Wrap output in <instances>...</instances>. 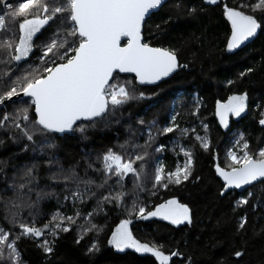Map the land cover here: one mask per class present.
<instances>
[{
	"label": "snow or ice",
	"instance_id": "obj_1",
	"mask_svg": "<svg viewBox=\"0 0 264 264\" xmlns=\"http://www.w3.org/2000/svg\"><path fill=\"white\" fill-rule=\"evenodd\" d=\"M165 2L166 0H19L17 3H10L9 0H0V107L4 109L0 116V131L7 133L8 140L15 145L24 141L19 152L12 154L13 157L33 154L34 161L23 165L21 182H16L15 173L12 183H8L7 176L0 178L5 185L0 191H11L13 194L7 199L6 206L17 209L6 214L4 219L11 228H19V232H13L0 226V264H23L17 247L21 238L40 241L36 246L42 249L46 257L51 256L59 234L69 231L77 219L86 221L88 227L81 226L78 229L76 243L80 242L83 234L95 232L99 235L104 230V225L92 221L105 213V205H114L127 217L120 219L107 240L108 245L114 249H134L136 253L151 254L159 264H169L172 257L183 255L179 251L166 254L163 244L142 243L135 238L130 228L134 220L148 221L151 218H159L172 225L193 223L189 205L181 203L175 197L152 204L151 208L148 206L151 197L160 188L180 185L192 176L194 152L180 143L182 138L192 132L200 149H210L207 124L201 121L204 135L196 134L194 128L180 126V112L177 111L180 97L174 98L169 105L168 123L163 127L158 125L156 119L148 122L142 118L137 120L143 131L133 135L143 136V144L135 143L130 138L115 146L119 151L109 147L93 161H89L87 157L82 158L83 175L77 170L81 161L65 168L55 151L58 136L73 132L82 134L89 124L95 126L98 121L114 115L130 101L149 100L156 95L138 91L134 86L130 87V82L127 81L113 82L116 70L135 73V79L140 84H155L174 70L187 67V64H180L177 49L153 47L143 38L146 17L153 10L163 7ZM208 2L215 4L217 0ZM242 7L247 8L248 5ZM256 10L261 12L259 19L255 14ZM195 11L194 8L186 7L182 0H176L172 5L176 19L191 16ZM251 11L252 14H248L236 7L224 6V16L231 24V35L227 40L229 51L238 49L264 27V0L251 5ZM172 19L173 16L170 15L163 24L167 25ZM46 26L53 30L47 37V42L37 45L34 37ZM155 27L158 31L161 29L160 24ZM122 37L126 38V43ZM35 48H39L41 52L38 57L40 63L34 67L27 65L22 74L14 75L19 63L29 57ZM252 71L253 69L248 68L239 75L243 77ZM227 83L231 85L234 81L229 80ZM24 97L29 98L28 101H24ZM18 101L21 106L15 107ZM194 102L196 108L192 114L196 115L200 104L198 99ZM9 103L14 105L12 112L7 110ZM247 107V91L233 93L224 101L217 100L215 115L220 126L228 129L229 116L240 117ZM256 107L262 106L258 104ZM259 115L258 123L264 126V111H260ZM174 132L178 135L173 137L171 149L168 150L175 151L179 147V152L185 159L182 166L178 163L174 170L165 171V165L158 154H162L166 146H156V143L161 136ZM3 145L5 140L0 139V146ZM233 147L240 154L228 149L227 156L231 163L227 168L218 163L215 165V172L223 181L221 196L228 191L264 180V147L250 152L243 133L234 137ZM36 153L46 155L43 159V166L48 170L46 179L63 184V201L70 202L74 208L72 215H65L60 211L64 204L58 197L56 212L42 226H37L38 214H30L31 218L25 220L20 218L18 211L25 206V198L31 197L33 192L36 200L28 207L50 195L39 189L41 165L35 162ZM7 163V159L0 161V165ZM53 168L55 171H52ZM2 171L3 168L0 167V172ZM89 171L102 174L99 182L88 175ZM130 174L133 178L132 187L128 189L125 178ZM149 184L151 187H148ZM143 193H147V201L142 197ZM252 195L249 192L247 196L235 200L236 207L247 204ZM93 199V208L83 213L80 206ZM259 203H254L253 209ZM246 219V215L238 218L237 233L245 228ZM100 250L98 241L94 239L85 254L95 255ZM242 255V250L234 252L235 257ZM185 264H194L191 255L187 256Z\"/></svg>",
	"mask_w": 264,
	"mask_h": 264
},
{
	"label": "trees",
	"instance_id": "obj_2",
	"mask_svg": "<svg viewBox=\"0 0 264 264\" xmlns=\"http://www.w3.org/2000/svg\"><path fill=\"white\" fill-rule=\"evenodd\" d=\"M17 3L19 0H9ZM176 0H168L158 11L153 12L147 18L144 25L143 36L145 42L153 46L175 48L178 50V59L181 65L187 67L178 68L167 79L155 84H140L135 76L130 74L116 73L113 82H130L138 91L153 94L149 100L130 101L118 109L114 115H109L103 121H98L95 126L88 125L84 133L73 132L69 135L57 137L58 145L56 155L65 168L70 164L81 161L78 171L83 175V159L87 157L93 161L95 157L109 147L119 151V144L130 138L135 143L143 144V136H134V133L142 132L143 129L137 124L138 119L145 122L156 119L158 125L163 127L168 123V108L174 98L181 96L182 105L178 122L182 128L201 129L200 119L208 121V136L210 149L204 151L199 148L194 140V134L181 139L180 143L194 152L193 174L188 181L180 185H170L168 188H160L155 196L151 197L149 208L152 204L161 203L172 197L181 203H186L192 210L193 223L187 222L182 225H172L168 221L159 218H151L148 221L134 220L131 230L136 239L143 243L163 244L166 254L172 251L183 253L181 256L172 257L169 264H185L187 256L191 255L194 264H264V181L252 185L243 192L230 191L226 195H220L223 182L215 172V165L227 168L231 163L227 151L232 146V138L240 129L244 138L249 143V151L256 152L264 146V126L259 125V112L264 111V27L258 30L254 38H250L238 49L229 51L227 40L231 35V24L224 16L223 9L227 5L252 14L251 5L258 0H218L215 4H206L203 0H182L188 8L196 11L191 16L185 15L180 19L175 18L172 5ZM242 5H248L247 8ZM257 18L261 17L260 10L255 12ZM173 19L167 25L163 21ZM160 24L158 31L155 25ZM52 28L41 31L34 41L37 45L47 42ZM164 33L161 35L160 33ZM41 55L39 48H35L19 63L18 70L14 75H20L27 65L39 64L38 57ZM59 62V61H57ZM251 68V73L241 77L239 74ZM30 70V69H29ZM229 80L234 81L229 85ZM247 91L248 107L240 117L233 118L229 122V128L220 126L215 115L216 101L227 100L233 93ZM29 98L24 99L28 101ZM198 99L200 107L196 115L194 100ZM180 100V101H181ZM261 108H257V105ZM21 106L16 102L15 107ZM14 105H7L8 112L13 111ZM4 109L0 108V116ZM87 124V122H85ZM188 126V127H186ZM204 133V132H201ZM177 133H169L161 136L156 143L164 144L166 150L158 154L163 160L165 171H172L177 164L184 161V156L179 152V147L171 151V141ZM0 139L5 140V145L0 146V161L8 160L6 165H0L3 171L0 178L7 176L8 183L13 181V173L17 183L21 182L23 165L31 164L33 154L18 153L24 141L19 145L11 143L7 133L0 131ZM151 151V149L149 150ZM46 155L34 154L35 162L40 163L39 189L50 195L45 196L38 204L28 207L36 200L35 192L31 197L25 198V206L18 211L20 218L29 220L30 214H38L37 226H42L50 219L52 213L58 207L57 198L64 206L60 211L65 215H72L74 208L70 202L63 201L65 193L62 191L63 184L49 182L46 179L47 169L43 166ZM99 167V165H96ZM55 171V168L52 169ZM151 171V170H149ZM97 182L102 174L97 175L88 172ZM199 177V179H197ZM131 174L125 178V186L132 187ZM114 183V181H113ZM3 179H0V189L4 187ZM151 187V184L148 185ZM38 189V190H39ZM251 192L249 202L236 207L235 200L245 197ZM13 194L11 191H0V226L5 230L19 232V228H11L4 217L11 211L6 206V201ZM142 197L147 201V193ZM259 201V205L253 209V204ZM95 204V200H89L80 206L83 213L89 212ZM235 209V211H234ZM106 213V214H105ZM105 213L93 219V223L104 225V230L97 235L95 232L83 234V238L76 243L78 229L88 227L86 221L77 219L67 232H61L55 241L54 252L51 256H45L42 249L36 245L40 241L31 238H21L17 247L21 253L23 264H159L155 257L150 254H140L133 250L123 252L115 250L108 245L107 240L111 231L115 229L120 219L127 218L121 210L114 205H105ZM245 228L237 233L238 218L245 216ZM51 239V237H45ZM98 241L100 252L95 255H86V249L93 240ZM187 241V243H185ZM242 250L241 257H235L234 252Z\"/></svg>",
	"mask_w": 264,
	"mask_h": 264
},
{
	"label": "water",
	"instance_id": "obj_3",
	"mask_svg": "<svg viewBox=\"0 0 264 264\" xmlns=\"http://www.w3.org/2000/svg\"><path fill=\"white\" fill-rule=\"evenodd\" d=\"M168 0H166V2H167ZM206 4H210V5H212V3H210V2H208V0H203ZM218 1V0H217ZM165 2V3H166ZM160 9V8H159ZM156 11H158V10H153L152 11V13L153 12H156ZM151 16V15H150ZM150 16H148V17H146V20H147V18H149ZM145 23H146V21H145ZM145 23H144V25H145ZM143 31H144V27H143ZM143 38H144V36H143ZM122 40H123V42L124 43H126L127 41H126V38H121ZM151 45V44H150ZM151 46H153V45H151ZM153 47H159V46H153ZM175 71V70H174ZM116 73H123V74H130V75H133V76H135V73H131V72H119V70H116L115 72H114V75L116 74ZM174 73V72H173ZM173 73H170L169 74V76L168 77H164V78H162L161 79V81H163V80H165V79H167V78H169ZM158 82H160V81H157L156 83H158ZM145 84H147V83H145ZM21 96H22V94H21ZM24 99H27V97H24ZM13 100H15V98H13ZM1 108V107H0ZM218 118V117H217ZM219 120V119H218ZM218 176V175H217ZM218 178L222 181V179L218 176ZM261 181H264V180H261ZM261 181H258V182H253V184L252 185H254V184H257V183H259V182H261ZM223 182V181H222ZM252 185H248V186H243L242 187V189H235V190H231V191H238V192H243V191H245V190H247L248 188H250ZM228 192H230V191H228ZM227 192V193H228Z\"/></svg>",
	"mask_w": 264,
	"mask_h": 264
},
{
	"label": "rangeland",
	"instance_id": "obj_4",
	"mask_svg": "<svg viewBox=\"0 0 264 264\" xmlns=\"http://www.w3.org/2000/svg\"><path fill=\"white\" fill-rule=\"evenodd\" d=\"M181 96H182V95H180L179 97L181 98ZM181 105H182V100L180 101V106L177 108V111H178V112H180V107H181ZM195 108H196V104H195ZM197 112H198V111H197ZM233 118H238V117H233ZM201 121H202L204 124H207V125H208V121H207L206 119H200V122H199L200 124H201ZM208 126H209V125H208ZM186 127H188V126H186ZM208 129H209V127H208ZM201 132H204L203 128L197 130V131H196V134H199V135H204V134H205V133H201ZM239 133H243L242 130L238 129V130L235 132V134H234V136H233V138H232V146L230 147L233 151H237L238 154H240V152H239L238 149H236V148L233 147V141H234V137L238 136ZM262 147H264V146H262ZM185 148H187V147H185ZM162 161H163V160H162ZM183 162H184V161H181V162H179V164L182 166V165H183ZM130 228H131V225H130ZM142 243H143V242H142ZM115 250H116V249H115ZM126 250H133V251H135L134 249H124L123 251H126ZM117 251H119V250H117ZM123 251H120V252H123ZM140 254H142V253H140ZM144 254H147V253H144ZM150 255H151V254H150ZM170 262H171V260H170ZM170 262H169V263H170Z\"/></svg>",
	"mask_w": 264,
	"mask_h": 264
},
{
	"label": "flooded vegetation",
	"instance_id": "obj_5",
	"mask_svg": "<svg viewBox=\"0 0 264 264\" xmlns=\"http://www.w3.org/2000/svg\"><path fill=\"white\" fill-rule=\"evenodd\" d=\"M231 119H233V117L232 116H229V122H230Z\"/></svg>",
	"mask_w": 264,
	"mask_h": 264
}]
</instances>
